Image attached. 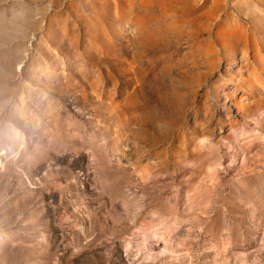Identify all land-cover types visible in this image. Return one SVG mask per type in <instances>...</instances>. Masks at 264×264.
Wrapping results in <instances>:
<instances>
[{
    "label": "rangeland",
    "instance_id": "rangeland-1",
    "mask_svg": "<svg viewBox=\"0 0 264 264\" xmlns=\"http://www.w3.org/2000/svg\"><path fill=\"white\" fill-rule=\"evenodd\" d=\"M0 264H264V0H0Z\"/></svg>",
    "mask_w": 264,
    "mask_h": 264
}]
</instances>
